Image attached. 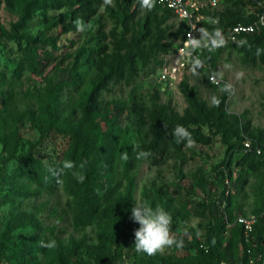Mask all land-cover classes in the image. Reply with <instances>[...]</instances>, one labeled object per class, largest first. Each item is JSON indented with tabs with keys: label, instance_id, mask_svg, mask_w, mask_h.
<instances>
[{
	"label": "rangeland",
	"instance_id": "374dc122",
	"mask_svg": "<svg viewBox=\"0 0 264 264\" xmlns=\"http://www.w3.org/2000/svg\"><path fill=\"white\" fill-rule=\"evenodd\" d=\"M109 5H113L112 0ZM85 6L90 7L89 4ZM223 7L224 4L218 0L214 5L199 9L196 16L203 20L208 12L221 11ZM65 10H49L48 15L56 19ZM17 17L16 0H0V27L7 30ZM136 17L127 21L130 32L124 35L126 41L122 43L119 41L121 23L112 18L103 5L87 16L82 26L65 33H59L58 26L46 29L39 17L32 13L25 31L30 34L40 31L44 36L54 38V46H42L50 57L43 59L41 54L38 56L41 74L23 70L18 78H14L12 69L20 59V52L16 44L0 42V102H6V107L0 106V236L7 224L22 212L31 213L38 222V228L27 225L10 231L17 237L4 250L0 264H61L53 259L54 249L49 257L43 253L30 255L20 236L47 241H50V236H55L63 246H70L71 239L95 243L94 224L82 228L71 225L65 204L67 196L61 186L54 192L43 190L37 196L16 197L10 194L12 199L6 200L15 184L29 190L35 187L23 177L14 176L16 164L9 159L10 154L22 155L31 147L32 156L49 163L60 153L65 142L64 138L52 133L39 137L38 130L27 119L26 112H31L30 116L35 120L37 101L45 79L53 82L72 80L69 89H62L60 99L63 102L62 115H70L74 121L78 110L76 100L82 87L92 82L100 71L111 69L98 99L101 107L115 116L117 125L131 134L135 130L133 104L150 110V113L154 110L156 115L167 112L181 116L191 111L194 99L211 106L221 92L228 90L226 113L240 116L250 132H259L264 148V48L258 46L255 51L244 50L240 47L243 42L240 39L232 46L210 53L213 75L219 84L209 88L202 84L200 76L192 73L189 57L174 58L175 49L170 44L179 40L170 34L177 27L178 19L173 17L160 25L165 27L160 42L169 45L159 48L160 44H156L157 47H141L139 50L141 42H133L137 34ZM69 19V15L60 16L57 21L60 24ZM199 31L195 36L197 39L211 35L206 29ZM93 47L101 50L97 61L80 65L79 62L86 59V50ZM128 53L129 58L126 57ZM112 58L117 60L116 65L112 66ZM167 67L174 70L176 78L172 84L163 87L159 74ZM225 148L215 137L210 144L187 142L180 151L172 152L163 164L154 165L142 159L135 161L128 173L132 177V207L140 201L153 208L164 209L172 217V235L183 241L182 247L172 246L160 255L184 256L186 251L182 248L188 246L192 234L203 239L207 225L214 226L218 219L225 223L218 233L224 244L230 237L233 218L251 214L258 205V193L264 191V168L254 173L246 172L234 159L228 167L223 166L222 162L227 157ZM219 170L223 171V176ZM120 178L124 185L125 177L121 175ZM103 219L108 221L109 216L105 215ZM81 258L86 260L85 255ZM132 261L131 256L123 254L115 264H132Z\"/></svg>",
	"mask_w": 264,
	"mask_h": 264
},
{
	"label": "trees",
	"instance_id": "16d2710c",
	"mask_svg": "<svg viewBox=\"0 0 264 264\" xmlns=\"http://www.w3.org/2000/svg\"><path fill=\"white\" fill-rule=\"evenodd\" d=\"M220 1L224 4L221 11L210 14L208 12L207 17L196 22L198 29L203 28L211 33L209 39H213L216 33L225 31L236 23L249 24L260 14H264V0ZM109 3L108 0H16L17 19L10 23L7 30L0 27V42H12L20 52V59L14 64L12 76L18 78L23 70L41 74L39 54L43 59L50 57L42 46H54V38L44 36L40 31L34 34L25 31V25L32 13L39 17L46 29L58 26L59 33H65L82 26L87 16L103 5L109 15L121 23L120 42L124 43L126 41L124 35L130 32L127 21L137 16L134 20L137 34L133 42H141L139 50L141 47L149 49L157 47L156 44H160L159 48L161 45H169L160 42L165 30V27L161 28L160 25L174 17L169 9L157 5L155 0H151L150 6L143 5L142 0H112L113 5ZM85 4H89L90 7H86ZM61 8L67 10L56 19L48 15L49 10ZM68 15L70 19L59 24L57 19ZM186 29L185 20H179L174 32L170 34L179 40L170 44L172 48L178 47ZM240 39L243 40L240 47L244 50L255 51L258 46L264 48V26L256 32L240 35L238 40ZM233 44L201 53L196 48H190L189 64L192 73L200 76L204 86L215 87L208 80V77L214 74L210 53ZM100 53L99 47L88 48L86 59L81 60L79 64L94 63ZM129 56L128 53L126 57ZM110 61L112 66L117 63L114 58ZM109 71L111 69L100 71L92 82L82 87L76 100L78 110L74 121L70 115H62L63 102L60 99L62 89H69L73 84L72 80L62 79L53 82L45 79L37 101L35 120L30 116L31 112H26L27 119L36 127L39 137L52 133L64 138L65 142L60 153L49 163L32 156L31 147L25 154H10L9 159L16 164L14 176L23 177L35 187L29 190L15 184L9 195H6V200L12 199L10 194L16 197L37 196L43 190L54 192L61 186L67 196L65 204L71 225L75 228L92 224L95 226V243L71 239L70 246H63L55 236H50V241H55L56 244L51 249L41 247L42 240L39 238L28 240L20 236L28 253L32 256L43 253L49 257L54 249L53 259L61 264H115L116 261H120L123 254L133 258L132 264H235L238 260L246 263L248 257L252 258L251 264H264V246L261 245L264 228L260 221L254 223L251 241L247 243L242 239L240 226L233 222L236 216L230 224V237L224 244L218 233L219 228L223 229L225 223L218 219L215 220L214 226L207 225L203 239H198L192 234L188 246L182 248L186 251L184 256H163L158 253L149 257L135 251L134 231L139 224L131 219L132 177L128 176L135 161L142 159L154 165L163 164L170 158L172 152L180 151L187 142L210 144L216 137L226 147L227 157L222 162L223 166L228 167L231 159H234L246 172L254 173L264 168L263 138L259 132H250L240 116L226 113L225 99L228 90L221 92L211 106L194 99L191 111H186L181 116L167 112L156 115L154 110L150 113V110L146 111L145 108L135 107L133 104L135 117L132 122L135 130L133 134L128 133L117 125L114 115L101 107L98 99L106 78L110 77ZM76 80L80 82L79 79ZM221 86L225 85L221 83ZM69 91L68 99L71 96ZM0 106L6 107L5 100L0 102ZM177 126L186 129L190 136L179 139L174 134ZM244 140L249 141L246 148L242 145ZM256 148L259 150L258 153ZM139 152H148L150 155L146 158H137ZM124 156H127V159H124ZM65 161L73 162L74 167L64 168ZM119 173L125 177L124 185ZM219 174L223 176V171L219 170ZM80 175L85 177L82 183L77 179ZM158 192L159 189L155 191V198ZM258 194V205L251 214L264 212V191ZM104 214L109 216L108 221L103 219ZM27 225L38 228L37 220L29 212L20 213L7 224L0 236V258L7 246L17 237L10 234V231ZM81 255H85L86 260H83Z\"/></svg>",
	"mask_w": 264,
	"mask_h": 264
},
{
	"label": "built area",
	"instance_id": "2783aa9c",
	"mask_svg": "<svg viewBox=\"0 0 264 264\" xmlns=\"http://www.w3.org/2000/svg\"><path fill=\"white\" fill-rule=\"evenodd\" d=\"M216 2L217 0H155L157 5L169 9L174 14L176 19L185 20L187 23V29L184 32V36L174 51L176 53L174 57L175 59L181 60L184 56L190 58V48H196L197 51L201 53L225 47L238 41V37L240 35L256 32L264 26V14H260L252 23H236L235 25L227 28L225 31L219 32L213 39H197L195 36H197L200 32L196 25V22L198 21L196 16L197 11L206 7V5H214ZM175 78L176 76L174 70H169L168 67L164 68L159 74V82L163 87L166 84H172V81H174ZM208 80L211 84L218 85V80L214 77V75H210ZM242 145L245 148L248 147L249 141L244 140ZM256 152H259L257 148ZM258 220L260 221V225L264 228V212L259 214L237 215L234 218L233 222L238 224L241 228L242 239L244 242L248 243L251 241L253 225ZM261 245L264 246V238L261 241ZM251 263L252 258L248 257L246 263L243 262V260H238L235 264Z\"/></svg>",
	"mask_w": 264,
	"mask_h": 264
},
{
	"label": "clouds",
	"instance_id": "9594fccd",
	"mask_svg": "<svg viewBox=\"0 0 264 264\" xmlns=\"http://www.w3.org/2000/svg\"><path fill=\"white\" fill-rule=\"evenodd\" d=\"M150 3L151 0H142L143 5L150 6ZM174 134L181 140L190 136L182 126H177ZM149 155L150 153L148 152H139L137 158H146ZM124 159H127V156H124ZM63 167L71 169L74 167V164L71 161H65ZM77 179L78 182L82 183L85 177L80 175ZM131 219L133 222L139 224V227L134 231V248L137 253L152 257L158 253H163L165 249L171 248L172 246L177 248L183 246V241L178 240L172 235L170 231L172 217L164 209L160 207L153 208L147 202L137 201L131 209ZM40 246L51 249L56 244L55 241L46 242L42 240L40 241Z\"/></svg>",
	"mask_w": 264,
	"mask_h": 264
}]
</instances>
